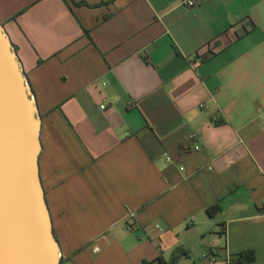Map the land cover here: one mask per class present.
<instances>
[{
  "label": "crops",
  "instance_id": "1",
  "mask_svg": "<svg viewBox=\"0 0 264 264\" xmlns=\"http://www.w3.org/2000/svg\"><path fill=\"white\" fill-rule=\"evenodd\" d=\"M195 1L0 0L71 264H264V0Z\"/></svg>",
  "mask_w": 264,
  "mask_h": 264
},
{
  "label": "water",
  "instance_id": "2",
  "mask_svg": "<svg viewBox=\"0 0 264 264\" xmlns=\"http://www.w3.org/2000/svg\"><path fill=\"white\" fill-rule=\"evenodd\" d=\"M0 20V264H61L40 175L42 118Z\"/></svg>",
  "mask_w": 264,
  "mask_h": 264
},
{
  "label": "trees",
  "instance_id": "3",
  "mask_svg": "<svg viewBox=\"0 0 264 264\" xmlns=\"http://www.w3.org/2000/svg\"><path fill=\"white\" fill-rule=\"evenodd\" d=\"M221 210V205L219 203H215L208 207V212L212 215H215ZM256 254L254 250H248L246 252L240 253L239 257L232 260V264H249L253 260H255ZM160 264H174L168 263L159 259Z\"/></svg>",
  "mask_w": 264,
  "mask_h": 264
},
{
  "label": "built area",
  "instance_id": "4",
  "mask_svg": "<svg viewBox=\"0 0 264 264\" xmlns=\"http://www.w3.org/2000/svg\"><path fill=\"white\" fill-rule=\"evenodd\" d=\"M184 4L185 5H187V6H189V7H192V6H194L195 4H196V1L195 0H184ZM28 82V81H27ZM28 84H29V82H28ZM34 97V96H33ZM135 105V103L134 102H131L130 103V106H134ZM205 104L204 103H202V107L204 106ZM105 107V105H102V108H104ZM167 160L169 161V162H172L173 161V159H172V157L171 156H167ZM132 227V226H131ZM156 227L157 228H159V229H162L161 227H160V225H156ZM96 249H98V248H96ZM60 257H61V264H71L67 259H66V257L64 256V254L62 253V252H60Z\"/></svg>",
  "mask_w": 264,
  "mask_h": 264
}]
</instances>
